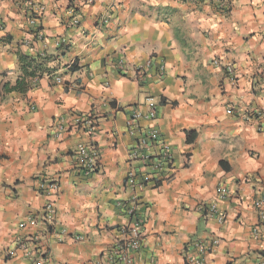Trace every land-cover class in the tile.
Instances as JSON below:
<instances>
[{
	"label": "crops",
	"instance_id": "0c3cea01",
	"mask_svg": "<svg viewBox=\"0 0 264 264\" xmlns=\"http://www.w3.org/2000/svg\"><path fill=\"white\" fill-rule=\"evenodd\" d=\"M20 54L38 57L46 71L27 92H5L21 75ZM148 59L139 81L135 69ZM148 98L158 112L142 119L143 133L160 131L173 168L160 179L137 163L138 179L151 176L139 188L126 182L138 143L127 123L134 110L147 111ZM260 110L264 0H0V264H32L19 243L33 235L41 240L27 245L39 264H107L135 214L145 224L133 264H193L194 242L213 237L219 244L204 264H264L254 206L264 191V120L244 119ZM78 114L95 117L92 133L70 123ZM82 142L100 153L90 175L77 160ZM161 149L152 145L151 155ZM53 180V191L40 190ZM213 202L224 223L209 216ZM48 204L53 220L43 215ZM33 215L43 217L27 223Z\"/></svg>",
	"mask_w": 264,
	"mask_h": 264
},
{
	"label": "built area",
	"instance_id": "2783aa9c",
	"mask_svg": "<svg viewBox=\"0 0 264 264\" xmlns=\"http://www.w3.org/2000/svg\"><path fill=\"white\" fill-rule=\"evenodd\" d=\"M92 1V0H91ZM224 4L229 2L230 0H222ZM33 12L31 13L32 22L36 23L38 20L37 14L41 13V7H32ZM34 11L36 13H34ZM108 18L103 17L102 23H107ZM38 38L40 40L44 39V34L40 31L37 32ZM64 44V40L58 41V47H61ZM152 60L148 59L146 62L139 64L135 71L136 76L139 81H143L146 77V71L151 66ZM160 72L163 73L165 70V66L162 62L156 63ZM227 76L231 81H235V70L233 66H227ZM56 83L62 84L64 80L62 77L55 78ZM147 111L142 112L140 110H134L132 116L128 120V131L131 135H137V145L129 154L130 160V171L127 175L126 182L128 185L132 187H144L145 183L150 180V175H145L144 177L139 178L138 175V166L137 163L141 164L144 167L149 168L152 172L159 174L161 176L160 179L165 178L168 176V172H170L173 168V152L169 146L164 145L161 143L160 139V131L156 128H148L144 133L141 125V121L143 118L154 120L156 119L157 112H158V103L154 100V98H148L147 100ZM229 113H234V109L230 108ZM253 114V113H252ZM254 116V118L252 117ZM244 119L249 121L252 119H262L264 120V110L258 111L256 114L253 115L248 114L244 115ZM72 125L80 126L88 133H92L96 128V120L95 117L92 115H81L78 114L70 120ZM70 124V125H71ZM57 128L59 131L65 129V123L63 120H60L57 124ZM157 144L162 146V149L158 153V155H151L150 148L152 145ZM77 160L79 167L83 170L85 175H90L94 173L100 165V153L99 150L90 142H82L79 143L77 146ZM167 174V175H166ZM40 190H44L45 192L53 191L57 184L53 180L52 182H40L39 183ZM217 193L219 199H227L229 197V190L225 186H219L217 188ZM255 208L259 214V221L260 223L264 224V191L261 192L254 203ZM128 210L131 214H134L137 211V205L135 203L132 206L128 207ZM207 211L210 217L216 218L220 223L225 222V215L220 210L218 204L216 202L211 203L207 206ZM54 207L52 204H48L43 212L44 217L53 220L54 218ZM42 216H31L27 219V223L29 224H36L38 223V219ZM144 224L145 219L143 216L135 214L133 222L128 226L122 227L120 229V237L115 241L113 246L107 253V264H133L135 253H137L143 241V233H144ZM26 225V222H25ZM24 225V226H25ZM260 227L257 226L253 230V234L255 237L259 235ZM80 239L81 237H77ZM40 236L33 235L30 239L23 240L19 243V248L26 251V254L33 259L32 264H39L34 259L35 254V247H28V243H35L38 242ZM30 241V242H29ZM219 244L218 237H213L210 239L209 243L206 244L203 240H197L194 242V246L197 250V254L190 257V261L193 264H204L205 259L209 252Z\"/></svg>",
	"mask_w": 264,
	"mask_h": 264
},
{
	"label": "trees",
	"instance_id": "16d2710c",
	"mask_svg": "<svg viewBox=\"0 0 264 264\" xmlns=\"http://www.w3.org/2000/svg\"><path fill=\"white\" fill-rule=\"evenodd\" d=\"M21 75L18 77L14 84L7 82L4 84L3 89L5 92H20L25 93L33 87V80L40 78L41 73L46 71L42 63L38 62V57L28 55H19ZM192 137H188L191 141Z\"/></svg>",
	"mask_w": 264,
	"mask_h": 264
}]
</instances>
